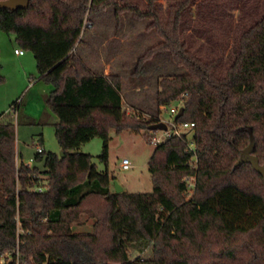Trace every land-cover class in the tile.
I'll return each mask as SVG.
<instances>
[{
  "label": "trees",
  "instance_id": "16d2710c",
  "mask_svg": "<svg viewBox=\"0 0 264 264\" xmlns=\"http://www.w3.org/2000/svg\"><path fill=\"white\" fill-rule=\"evenodd\" d=\"M116 1L30 0L24 11L0 9V30L33 54L40 80L52 86L46 103L58 118L61 151L35 153L30 167L17 162L14 125L0 116V254L15 260L17 250L21 264H264V179L249 164L235 166L249 130L264 166V15L240 35L217 78L215 63L193 55L180 37L192 0L169 4L165 17L156 0H144L143 11ZM109 5L116 18L130 11L150 19L160 40L133 73L157 51L184 71L159 81L156 107L182 99L184 114L175 121L194 124L195 149L176 137L154 147L149 194H114L108 171L79 153L100 138L98 158L106 164L111 130L149 132L160 122L156 110L149 119L124 111L121 77L93 74L74 53L86 13ZM84 215L94 220L91 231L74 232Z\"/></svg>",
  "mask_w": 264,
  "mask_h": 264
},
{
  "label": "rangeland",
  "instance_id": "374dc122",
  "mask_svg": "<svg viewBox=\"0 0 264 264\" xmlns=\"http://www.w3.org/2000/svg\"><path fill=\"white\" fill-rule=\"evenodd\" d=\"M174 1L176 0H156L164 17L166 8ZM116 3L118 6H137L139 11H143L145 7L144 0H117ZM115 8L114 5H109L96 13H86L82 34L74 53L94 73H98L104 61H110L108 58L111 56L113 73L122 79L124 111L129 115L139 114L149 119L151 116L155 117L156 110L159 119L167 121L170 117L168 107H156L159 81L164 77L182 75L184 71L174 65L168 52L157 51L142 65L138 73H133L139 57L160 40L152 29H148L150 19H136L130 11H124L116 18ZM263 14L264 0H192L180 19V37L193 55L205 62L215 63L213 74L220 78L225 75L235 58L240 35ZM14 49H20L14 36H7L0 30V75L13 69L9 74L12 78H7L8 84L4 82L2 87L0 85V95L5 102L12 100L18 105L9 121L14 125L15 148L21 155L19 160L30 166L38 147L45 149L46 153H61L54 130L58 118L46 103L52 86L40 80L33 54L24 51L23 60H16ZM21 61L26 74L24 80L20 77L23 69ZM14 67L17 77L13 74ZM29 76L31 80L28 79ZM125 102L134 103L137 108L127 107ZM1 105L0 103V107ZM9 110V107L0 108V111L6 112L5 119ZM152 135L162 139L163 131H124L116 134L111 130L106 164L98 158L102 151L100 138L82 144L79 153L89 154L98 172L108 171L113 178V193L114 184L117 183L128 194H149L152 192V182L147 162L152 156L154 145L147 143L145 139ZM122 159H127L131 164L129 170L122 169ZM37 166L42 168L40 164ZM189 195L191 191L187 197ZM80 217L72 225L73 231L90 232L94 220L86 215Z\"/></svg>",
  "mask_w": 264,
  "mask_h": 264
},
{
  "label": "built area",
  "instance_id": "2783aa9c",
  "mask_svg": "<svg viewBox=\"0 0 264 264\" xmlns=\"http://www.w3.org/2000/svg\"><path fill=\"white\" fill-rule=\"evenodd\" d=\"M14 54L17 56H22V55H24V52L21 49H14ZM182 105H183L182 99H178L168 106V110L170 113L169 120H167V121L160 120V122L165 124V126L167 127V130L163 131L162 139H159L154 135H152V137H149V144L154 145V147H156L160 143L164 142L165 140H167L171 137H176V138H179L181 140H183L185 138L186 141H189V143H187L188 149L190 151H194V149H195L194 144H192L190 142L191 140L188 139V136L192 132H194V130H193L195 127L194 124L191 122L178 123L175 121V118L177 117V115L180 111V108H182ZM11 110H13L12 113L14 114L15 113V106L12 107ZM37 152L42 153L43 149L38 147ZM121 163H122L121 167L124 171H127L131 168V164L128 162L127 159H122ZM26 166H28V165H26ZM191 187H192V185H190V188ZM15 253H16L15 260L13 259L12 255L9 253L0 254V264H10L12 262H15V264H21L19 261V253H17V250L15 251Z\"/></svg>",
  "mask_w": 264,
  "mask_h": 264
},
{
  "label": "water",
  "instance_id": "95a60500",
  "mask_svg": "<svg viewBox=\"0 0 264 264\" xmlns=\"http://www.w3.org/2000/svg\"><path fill=\"white\" fill-rule=\"evenodd\" d=\"M30 0H4L0 1V9H6L10 11H17L21 10L24 11L27 9L28 4ZM184 114V109L180 108V111L177 115V119L182 117ZM167 127L165 126L164 123L162 122H157L154 124H151L149 127V132L152 131H166ZM249 136V144L248 146L242 151V154L240 158L238 159V162L236 163V167H240L242 164H249L252 169L255 171L256 174H259L261 177L264 179V166L260 165L259 160L253 155L254 148L256 142L254 141V136L252 134V131L249 130L248 132ZM195 137V132H192L189 136L188 139L192 140ZM62 156V155H61ZM114 194L121 193L123 190L121 186L117 185V183L114 184ZM1 226V224H0Z\"/></svg>",
  "mask_w": 264,
  "mask_h": 264
},
{
  "label": "crops",
  "instance_id": "0c3cea01",
  "mask_svg": "<svg viewBox=\"0 0 264 264\" xmlns=\"http://www.w3.org/2000/svg\"><path fill=\"white\" fill-rule=\"evenodd\" d=\"M263 15H264V14H263ZM263 15H262V16H263ZM262 16H261V17H262ZM23 56H24V55H22V56H17V55L14 54V58H15L16 60H17V59H18V60H23V59H22ZM111 58H112L111 56L108 58V59L110 60V61H108V62H105V61H104L103 65L101 66V69H100V71H98V73H94V72L91 70V68H90L87 64H85V63H84V64L86 65V67H87V68H88L93 74H95V75H97V76H98V75L107 76V75H110V74L115 75L116 73H115V74L113 73V68H112L113 58H112V59H111ZM21 68H23V63H22V61H21ZM10 70L13 71V69H11V68H10ZM10 70H8L6 73H2V74H1V75L4 77V79H5V83H7V84H8V80H9L10 78H12V77L9 76V74H10V72H11ZM21 70H22V74L20 75V77L22 78V80H24L25 77H26V74H25V68H23V69H21ZM13 74H15V77L18 76V75H16V74H18V73H17V70H16V67H14V72H13ZM225 74H226V73H225ZM220 77H222V76H220ZM7 78H9V79H7ZM28 79L31 80V77L29 76ZM121 80H122V79H121ZM122 85H123V84H122ZM2 86H3V85H1V87H2ZM121 93H122V86H121ZM121 96H122V108H124V107H123V104H124L123 93L121 94ZM0 100H1L0 103L2 104V105H1L2 107H0V108H6V107H9V108H10L11 105L14 103V101H12V100H11V101H6V102H5V100L2 99V96H1V95H0ZM3 101H4V102H3ZM10 102H11V104H10ZM125 104H126L127 107H130V108H133V107H134V108H137V107H136V104H134V103H133V104L131 103V104H132V105H131V104H129L128 102H127V103L125 102ZM128 104H129V105H128ZM17 106H18V105H16L15 110L17 109ZM11 108H12V107H11ZM11 108H10L9 111H7V114L10 115V117H11V115H12L11 113H12V111H13V110H11ZM0 112H1V113H0V116L3 115V114L6 115V114H5L6 112H3V111H0ZM2 119H3V118H2ZM40 144H41V143H40ZM40 144H39V145H40ZM41 148H42V147H41ZM42 149H43V148H42ZM43 152H45V149H43ZM17 153H18V152H17ZM20 157H21V155H20ZM18 161H20V160H17V162H18ZM28 166H29V165H28Z\"/></svg>",
  "mask_w": 264,
  "mask_h": 264
}]
</instances>
